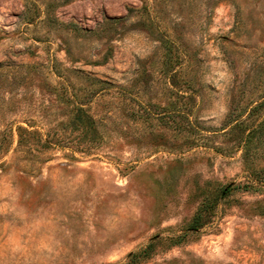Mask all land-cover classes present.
I'll return each instance as SVG.
<instances>
[{"label":"rangeland","instance_id":"rangeland-1","mask_svg":"<svg viewBox=\"0 0 264 264\" xmlns=\"http://www.w3.org/2000/svg\"><path fill=\"white\" fill-rule=\"evenodd\" d=\"M262 208L264 0H0V264H264Z\"/></svg>","mask_w":264,"mask_h":264},{"label":"trees","instance_id":"trees-1","mask_svg":"<svg viewBox=\"0 0 264 264\" xmlns=\"http://www.w3.org/2000/svg\"><path fill=\"white\" fill-rule=\"evenodd\" d=\"M75 112L78 113L77 114V118L73 119L71 121V123L73 125L80 126L84 137L87 139V141H85V143H84V146L85 147H90V145L92 143H94L93 141H95V137L97 136V134H96L97 126H96L95 122H93L92 118L89 117L81 108L76 109ZM240 125H241V123L235 121L234 125H233V128L239 127ZM87 136H89V137L87 138ZM244 141L245 142L248 141V136L245 137ZM224 194H225V191L223 189L221 191V196L224 195ZM206 204L207 203L203 204L201 206V209H206L207 205H208V204L207 205ZM210 205H212V203ZM209 209H210V207H209ZM262 213L264 214V208H262ZM130 257H132V259H135L136 258V254L135 255H131Z\"/></svg>","mask_w":264,"mask_h":264}]
</instances>
